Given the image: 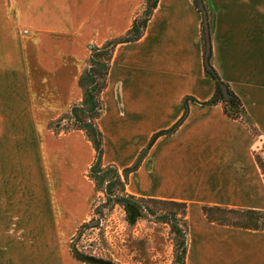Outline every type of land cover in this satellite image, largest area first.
Segmentation results:
<instances>
[{
    "label": "crops",
    "instance_id": "crops-1",
    "mask_svg": "<svg viewBox=\"0 0 264 264\" xmlns=\"http://www.w3.org/2000/svg\"><path fill=\"white\" fill-rule=\"evenodd\" d=\"M211 65L240 99L228 119L204 75L193 0H158L143 36L114 49L98 119L102 166L125 192L188 205L185 264H264V231L208 223L203 205L264 211V0H206ZM143 0H0V264H84L70 253L99 192L84 133L49 124L82 100L90 48L126 34ZM186 98H191L185 102ZM186 117L169 136L151 138ZM249 125L254 130L251 132Z\"/></svg>",
    "mask_w": 264,
    "mask_h": 264
},
{
    "label": "trees",
    "instance_id": "trees-1",
    "mask_svg": "<svg viewBox=\"0 0 264 264\" xmlns=\"http://www.w3.org/2000/svg\"><path fill=\"white\" fill-rule=\"evenodd\" d=\"M202 1L207 14L209 35L211 36L214 16L211 10H209L206 0ZM143 3L144 8L142 12L134 18L132 26L126 34L110 39L100 47L94 46L90 48L88 64L78 80V85L83 94L82 100L79 103L74 104L68 112L59 117L55 122H51L49 125L52 124L54 126H59L66 118H69L72 126L69 129L66 127V132L79 130L84 133L87 140L91 143L95 153L94 161L87 174L88 178L94 183L95 189L101 191L105 195L107 202H112L113 205H118L123 208L126 221L130 225H134L136 221L142 218H154L159 222L169 225L170 231L174 235V246L176 247L177 252L174 264H185L189 244V225L187 218L188 205L182 202L151 198H136L128 195L125 192L127 175L136 170L139 160L136 161L132 167L123 170L121 174L115 167L102 166L101 162L103 154V138L98 127V119L104 109L101 94L107 86L108 72L114 49L119 44L135 42L143 36L147 23L158 4V0H143ZM193 5L194 8L198 10L197 0H193ZM198 12L200 11L198 10ZM201 42L204 61L206 47L203 19L201 22ZM208 63L209 68L205 65V62L203 63L204 75L214 82L215 89L210 100L200 104L203 106L220 105L223 114L228 119L245 123L246 113L240 99L232 92L228 84L220 79L211 65V48ZM221 85L226 88L227 98L222 93ZM189 100L192 99L186 98L185 102ZM186 113L187 110L185 108L181 119L174 126L168 130L156 133L151 138L148 146L142 154L159 137L171 135L184 120ZM249 129L251 132H254L251 125H249ZM54 133L59 132L56 130ZM254 158L264 178V161H262V158L256 153H254ZM150 205L157 207L171 206V208L174 209L154 212ZM176 209L180 210L179 214L176 212ZM200 211L205 220L211 224L248 231H264V211L249 209L237 210L206 205L201 206ZM70 253L76 261L84 264H115L111 261L78 253L71 248V245Z\"/></svg>",
    "mask_w": 264,
    "mask_h": 264
},
{
    "label": "rangeland",
    "instance_id": "rangeland-1",
    "mask_svg": "<svg viewBox=\"0 0 264 264\" xmlns=\"http://www.w3.org/2000/svg\"><path fill=\"white\" fill-rule=\"evenodd\" d=\"M71 126L69 118H66L59 126L51 124L49 128L53 132L66 133L65 128ZM254 153L264 161L263 138ZM98 192L89 220L77 227L72 238L70 245L73 250L115 264L175 263L177 252L169 225L154 218H142L130 225L123 208L107 202L105 195ZM150 206L154 212L174 209L171 206ZM176 212L179 214L180 210L176 209Z\"/></svg>",
    "mask_w": 264,
    "mask_h": 264
},
{
    "label": "water",
    "instance_id": "water-1",
    "mask_svg": "<svg viewBox=\"0 0 264 264\" xmlns=\"http://www.w3.org/2000/svg\"><path fill=\"white\" fill-rule=\"evenodd\" d=\"M197 5H198V10L201 12L202 19H203V28H204V36H205V65L209 68V63H208V57L210 53V35H209V26H208V19H207V14L206 10L204 8V4L202 0H197ZM221 90L222 93L225 97L227 96L226 88L225 86L221 85Z\"/></svg>",
    "mask_w": 264,
    "mask_h": 264
}]
</instances>
